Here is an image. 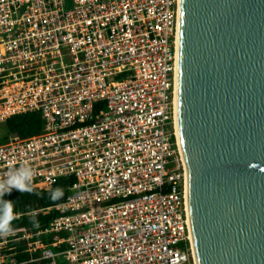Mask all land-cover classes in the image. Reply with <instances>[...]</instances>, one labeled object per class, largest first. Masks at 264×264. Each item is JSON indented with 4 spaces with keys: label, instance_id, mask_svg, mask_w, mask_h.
<instances>
[{
    "label": "built area",
    "instance_id": "1",
    "mask_svg": "<svg viewBox=\"0 0 264 264\" xmlns=\"http://www.w3.org/2000/svg\"><path fill=\"white\" fill-rule=\"evenodd\" d=\"M179 3L0 0V125L43 119L39 137L0 147V178L27 164L33 188L72 180L46 227L0 237V264H196L174 124Z\"/></svg>",
    "mask_w": 264,
    "mask_h": 264
},
{
    "label": "water",
    "instance_id": "2",
    "mask_svg": "<svg viewBox=\"0 0 264 264\" xmlns=\"http://www.w3.org/2000/svg\"><path fill=\"white\" fill-rule=\"evenodd\" d=\"M176 137L196 264H264V0H180Z\"/></svg>",
    "mask_w": 264,
    "mask_h": 264
},
{
    "label": "trees",
    "instance_id": "3",
    "mask_svg": "<svg viewBox=\"0 0 264 264\" xmlns=\"http://www.w3.org/2000/svg\"><path fill=\"white\" fill-rule=\"evenodd\" d=\"M6 135L0 140V147L4 146L10 136L16 137L18 141H26L31 138L39 137L42 135L43 119L39 113H26L21 115H15L10 117L3 124ZM70 178H60L56 181L51 189L57 187L64 189V196L53 202L49 198V190H39L34 188L33 193H21L17 190H13L11 194L6 195L5 199L11 200L15 206V212L21 211L23 214L18 216L19 218L13 222L14 229H25L26 231H36L42 229L48 225V223L60 215L59 211L55 209V206L64 202L66 195L68 194V188L71 184ZM50 210H44L38 215H26L29 210L36 208H49ZM32 217L38 221V225L34 226L31 222ZM186 245V243H185ZM182 246L184 244L182 243ZM188 246V243H187ZM27 258L26 255L17 256L18 260Z\"/></svg>",
    "mask_w": 264,
    "mask_h": 264
},
{
    "label": "clouds",
    "instance_id": "4",
    "mask_svg": "<svg viewBox=\"0 0 264 264\" xmlns=\"http://www.w3.org/2000/svg\"><path fill=\"white\" fill-rule=\"evenodd\" d=\"M34 171L27 164H21L19 167L11 169L5 177L0 178V237H7L15 234L13 222L17 220L18 214L15 212L14 203L5 199L6 195L11 194L15 189L21 193H33ZM64 196V189L57 187L51 189L49 198L55 202ZM34 226L38 221L32 217Z\"/></svg>",
    "mask_w": 264,
    "mask_h": 264
},
{
    "label": "bare ground",
    "instance_id": "5",
    "mask_svg": "<svg viewBox=\"0 0 264 264\" xmlns=\"http://www.w3.org/2000/svg\"><path fill=\"white\" fill-rule=\"evenodd\" d=\"M178 42V41H177ZM176 102V76H175V96H174V104ZM176 109V108H175ZM176 111V110H175ZM174 124H175V129H176V112H175V117H174ZM190 240L192 242V236L190 234Z\"/></svg>",
    "mask_w": 264,
    "mask_h": 264
},
{
    "label": "rangeland",
    "instance_id": "6",
    "mask_svg": "<svg viewBox=\"0 0 264 264\" xmlns=\"http://www.w3.org/2000/svg\"><path fill=\"white\" fill-rule=\"evenodd\" d=\"M6 135V131L3 125H0V140L3 139Z\"/></svg>",
    "mask_w": 264,
    "mask_h": 264
}]
</instances>
